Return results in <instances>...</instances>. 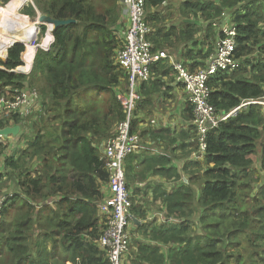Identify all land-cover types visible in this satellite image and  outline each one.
<instances>
[{"label": "trees", "instance_id": "1", "mask_svg": "<svg viewBox=\"0 0 264 264\" xmlns=\"http://www.w3.org/2000/svg\"><path fill=\"white\" fill-rule=\"evenodd\" d=\"M0 2L9 3L5 10L0 7L7 22L20 16L29 27L27 37L12 41L6 33L9 26L0 33V43L7 48L0 53V60H6L13 44H25H15L2 64L5 70H0V99L17 90L34 88L43 78L46 86L41 91L47 100L39 123L26 127L34 136L25 150L9 154L0 143V158H5L0 198L12 195L0 211V264H109L97 243L102 231L98 203L104 197L102 186L108 181L98 146L125 115L116 97L115 105L103 114L98 108L103 102L88 93L110 95L126 77L117 66L119 73L111 72L109 54L120 46L116 32L107 15L98 13L90 0H33L36 8L27 7L23 14L20 10L29 0ZM166 2L149 0L147 8H159ZM186 8L196 16L201 14L207 22L232 12L238 30L235 56L243 61L242 67L209 81L210 103L221 115H228L247 101H262L264 0H190ZM38 11L52 20L75 23L53 31L55 41L50 51H38L31 71L39 24L29 17H37ZM153 20L157 17L148 15V22ZM41 30L44 34L47 27L43 25ZM213 31L208 28L211 36L215 35ZM194 32L191 27L182 38L191 41L197 34ZM52 40L48 29L42 46L48 47ZM212 51L209 48L208 53L201 54L202 60ZM169 66L156 63L154 76L158 72L174 74ZM18 68L31 74L12 73ZM149 83L142 86L147 97L152 96L147 92ZM154 84L152 87L158 88L159 83ZM90 99L95 103L91 110ZM193 116V107L188 103L185 119L191 122ZM13 120L21 124L19 118ZM147 135L155 142L166 139L167 147L176 142L165 130L141 133ZM207 144L205 161L192 163L182 171L189 176L188 183L167 157L144 160L142 178L150 171L166 181L158 187L159 195L166 218L173 221L168 222L169 228L155 233L157 245L141 246L132 264H264V106L242 108L209 132ZM136 159L132 156L127 160V178L137 173ZM6 182L17 189L5 192ZM49 242L64 254L61 262L52 263ZM163 248L167 256L161 253Z\"/></svg>", "mask_w": 264, "mask_h": 264}, {"label": "built area", "instance_id": "2", "mask_svg": "<svg viewBox=\"0 0 264 264\" xmlns=\"http://www.w3.org/2000/svg\"><path fill=\"white\" fill-rule=\"evenodd\" d=\"M32 1L30 2L33 5ZM148 1L120 0L122 26L119 32L124 28V40L115 50L114 59L126 75L127 90L123 96H119L125 119L118 122L112 135L98 146L103 168L108 173V181L103 188L104 197L98 203L102 231L97 243L105 253L109 264H131L133 260L130 253L134 238L132 223L135 217L126 170L128 158L145 152H155L160 157L166 156L157 149L146 147L141 134L134 130L137 110L145 99L142 86L153 79L152 69L156 63L170 59L166 52L154 50L151 41L153 31L148 22ZM1 5L3 4L0 2ZM33 6L35 7V4ZM223 15L225 17L227 12ZM233 19L232 17V20L226 22L212 23V26L219 30L218 42L208 59L207 66L191 71L185 63L173 61L171 64L178 84L186 93L187 103L193 107L194 116L191 126L194 129L195 143L188 160L192 163L205 161L208 150L207 138L211 130L218 128L222 122L236 115L242 108L264 104L262 103L264 99L250 100L232 113L221 115L210 103L209 81L221 73L231 74L241 67L240 61L235 56L238 30ZM5 61L0 60V70H5L2 65ZM44 110V97L36 88L17 90L14 94L0 99V123L7 125V122L14 121L13 118L17 117L21 121L19 126L27 130L26 127L33 124L34 118L41 116ZM152 124L154 125L155 122ZM5 127L0 126V129ZM5 140H7L5 137L0 136V143L7 148L11 145V141L5 142ZM8 153L17 154L16 146H13ZM4 160V157L0 158V177L4 171ZM183 179L187 182L185 177ZM9 196L12 195L7 194L0 199V211Z\"/></svg>", "mask_w": 264, "mask_h": 264}, {"label": "crops", "instance_id": "3", "mask_svg": "<svg viewBox=\"0 0 264 264\" xmlns=\"http://www.w3.org/2000/svg\"><path fill=\"white\" fill-rule=\"evenodd\" d=\"M189 1L190 0H181V10L179 9L177 14L174 11H171L170 0H167V2L162 7H153L149 9L148 15H153L155 16V18L157 17V20H153V22L149 21L153 31L151 38H155L157 40L155 43H153L155 46L154 48L156 49V51L166 52L170 56V59L161 61L163 65L171 66L173 61H179L185 63V65L191 71L192 69H195L194 71H196L199 68L207 66L208 59L214 52L216 44L218 42L219 30L214 28L212 26V23L215 21L226 22L227 20H232V17L234 18V16L232 15V12L227 11V15L225 17H223L224 15H222V19H218L215 21L210 20L209 22H207V20H205V18H203L201 14L196 16L191 10L189 11L186 8V3H188ZM163 12H167V14L163 15ZM191 14L195 18V21H190L189 17ZM186 18L188 21L185 23L184 20H186ZM181 22L183 23L182 25ZM3 23L4 18L0 15V33L3 30ZM199 24L204 26L203 34L198 31V34H195L191 41L182 38L183 33H189L191 27H197ZM210 27H212L214 30L213 33L215 35L213 36H211L208 32V28ZM28 30L29 27L26 20L22 19L20 16H17L14 21L9 24L6 33H8V35L10 36V41H12L13 39H17L20 37H27L29 33ZM200 42L201 44H199ZM9 44L10 42H8V45ZM3 45V43H0V53L2 52V54L7 49H4ZM209 48L213 51L209 55V57L203 61L201 54L208 53ZM202 62H204V65L202 64ZM242 62L243 61L241 60V67ZM152 80L154 81V83H159L158 88L152 87L153 85H155L154 83H152ZM152 80V82L147 84V92L150 94V96H152L147 97L144 94L145 92L143 93L146 99L144 103L145 106H142L143 109L136 113L137 117L135 123H137V128H135L134 130L136 132H139L140 134L143 131L149 130L150 128L145 127L148 124L147 120H149L150 124L155 122V127L150 129L152 132L165 130L167 134H170L172 138L176 139V142H174L171 146L170 144H168V147L170 146L169 148L166 146V139L156 140V143H158V145L153 148L157 149L159 152L165 153L167 158L169 157L168 159L172 160V162L170 163L171 166L173 165L177 167L184 176L186 174L182 171L185 167H190V164H192V162L188 160L190 158V152L194 148L193 144L195 143V138L193 135L194 129L191 126V122L185 119V110L188 106L187 96L183 91L181 85L178 84L174 74L165 75L163 72H158L155 73V76L153 74ZM157 116L162 119L161 124H159L158 119L155 118ZM151 117H153L154 119L150 121ZM7 123L8 124L6 126H16L13 121H9ZM23 131L24 128H21L20 134L18 136H10L6 138L7 140H5V142L19 139L18 137L22 136L21 134ZM7 149V151L9 152L11 148L7 147ZM134 156L137 157L135 163L137 173L133 176L132 182L130 183L132 185L131 190L135 189L133 198L136 199L137 197H140L145 201L144 205L147 210L143 212L136 207H134L133 210V215L135 217V225H133V231L134 237L137 240L135 242L134 239L133 243H135L134 245L137 250L136 254L139 255L142 245H157L159 242L154 239L155 233L169 228L170 224L168 223L167 218H163L164 215H166V207L164 206L163 200L159 195V188H155L154 184L148 183V181L152 182L154 179L158 178V182L161 183V185H165V179L161 176H154L150 174H148L147 179H142V175L140 173L142 168L144 167L145 159L153 157L160 159L166 156L160 157L159 155L155 154V152L138 153ZM259 166L260 163L258 164V160H256V167ZM186 176L188 177L187 182L186 180H183L185 181V183H188L189 176ZM150 204L152 208H150ZM150 221L153 222L150 223ZM161 253L167 256V250L165 248H163Z\"/></svg>", "mask_w": 264, "mask_h": 264}, {"label": "rangeland", "instance_id": "4", "mask_svg": "<svg viewBox=\"0 0 264 264\" xmlns=\"http://www.w3.org/2000/svg\"><path fill=\"white\" fill-rule=\"evenodd\" d=\"M25 1H28V0H25ZM29 1H31V0H29ZM90 2H91V4L95 7V9H96V11L98 12V13H101V14H106L107 15V17H108V19H109V23H110V25H111V28H112V31H115L116 32V36H115V38H116V43H120L122 40H124V28L123 29H121L122 31L121 32H119V28L122 26L121 25V21H120V17H121V5H120V0H90ZM181 0H170V5H171V11H174L176 14H177V12H178V10L180 9L181 10V8H180V5H181ZM3 4V3H2ZM7 4H9V3H7ZM7 4H3V5H1L0 7L2 8V9H4L5 10V6L7 5ZM30 6H33L32 4H31V2L30 3H27L21 10H20V13L21 14H23V10L24 9H26L27 7H30ZM20 7V5H18L17 7H16V9H20L19 8ZM34 7V6H33ZM17 10V11H18ZM149 9L147 8V13L149 14V11H148ZM16 11V12H17ZM41 15H44V14H42V13H40ZM167 14V12H163V15H166ZM0 15L1 16H3V18H4V22H6V24L5 23H3V25H2V28L3 29H5V28H7L8 26H9V24L11 23V22H13L14 21V19L16 18V17H13L12 19H10L8 22H7V19L5 18V16H4V14H1V12H0ZM46 16V15H45ZM29 19H30V21H35V20H33L34 18L33 17H29ZM36 19V18H35ZM189 19H190V21H195V18L193 17V15L191 14L190 15V17H189ZM185 21V23L188 21L187 20V18H186V20H184ZM183 23L181 22V25H182ZM181 25H179V26H181ZM44 26H46V25H44ZM38 27H40V30H38V34H37V39H36V45H38V46H41V47H43L42 46V44H43V41H44V39H45V37H46V35L48 34V30H47V32L46 33H42V30H41V27L42 26H37V28ZM47 27V29H49V26L47 25L46 26ZM203 28H204V26H202L201 24H199L197 27H194L193 26V31H195L196 33L199 31L201 34H203ZM194 32V33H195ZM122 33H123V36H122ZM198 34V33H197ZM152 41V40H151ZM153 43V42H152ZM154 45V44H153ZM115 48H116V46H114ZM155 47V46H154ZM49 48V47H48ZM47 47L46 48H44L43 47V49L42 50H46V49H48ZM40 50V49H39ZM48 52V51H47ZM114 54H115V50H114ZM114 54L113 53H110L109 55L111 56L112 55V57L110 58V63H111V65H112V70H111V72H112V75H116V74H118L119 72L115 69L116 68V66L118 67V65L116 64V62H115V59H114ZM168 54V53H167ZM20 68H22V67H20ZM20 68H18V69H20ZM17 69V73L16 74H24L25 75V73H23V71H22V69H20V70H18ZM118 70L120 71L121 69L118 67ZM122 71V70H121ZM123 72V71H122ZM31 74V73H30ZM30 74H28V75H30ZM37 83L39 84V85H35V87L34 88H36V89H38L37 91L41 94V96L42 97H44V95L42 94V88L43 87H45L46 86V82H45V80L43 79V78H41V79H39L38 81H37ZM33 88V87H32ZM115 91L112 93V94H101V95H99L96 91H93V92H90V93H88V96H91L94 100H97V99H99V100H101L103 103H101V105L98 107L99 108V110H101V112L103 113V114H105V113H107L108 111V107L110 106V105H112V106H114L115 105V97L117 98V100L119 101V96H123V94H125L126 93V90H127V81L124 79L123 80V83L120 85L119 84V86H117L115 89H114ZM8 92L6 93V94H9L10 92H9V90H7ZM6 96V95H5ZM93 99H90V100H87V101H91L92 102V106L89 108L90 110L91 109H93L94 107H95V103H94V100ZM44 100L45 101H47L46 100V98L44 97ZM145 100L146 99H144V101L142 102V104L140 105V107L138 108V110H137V112H139L140 111V109H143L142 108V106H145L144 105V103H145ZM120 102V101H119ZM46 103V102H45ZM262 103H264V102H262ZM121 104V103H120ZM263 106H264V104H262ZM163 109H165V108H163ZM95 110V109H94ZM94 110L92 111V113L94 112ZM137 115V114H136ZM43 116V115H42ZM40 117L41 116H39V117H35L34 118V122L33 123H35V126H36V124H38L39 123V119H40ZM156 119H158V122H159V124H161V122H162V119L159 117V116H157V117H155ZM35 119H37L36 121H35ZM152 119H154L153 117H151V119H150V121L152 120ZM147 120V119H146ZM43 122V121H42ZM46 122V121H45ZM147 126H145L146 128H150V129H152L153 127H155V125H153V124H150L149 123V120H147ZM32 124V123H31ZM30 124V125H31ZM29 125V126H30ZM117 125V124H116ZM116 125H114V127H112L111 128V130H110V132H109V134L112 132L113 133V131H114V129H115V127H116ZM134 128H136V126H134ZM149 129V130H150ZM101 131H104V127L103 128H101L100 129ZM29 130H25L24 129V131L22 132V136H19L18 138L19 139H14V140H11V145L8 147V148H13V146H16V152H20V151H22V150H24L26 147H27V145H28V143H29V138L30 137H32V136H34L33 135V133H30L31 131H29ZM24 133V134H23ZM32 136H31V135ZM108 134V135H109ZM112 135V134H111ZM110 135V136H111ZM24 136V137H23ZM109 137V136H108ZM105 140V139H104ZM142 141H143V144L146 146V147H149V148H153V147H155L156 145H158V143H156L155 141H154V139L152 138V136L151 135H147L146 137H144V136H142ZM101 144V143H100ZM130 158V157H129ZM128 158V159H129ZM127 163V162H126ZM132 167H133V163H132ZM141 173V172H140ZM140 173H139V175H140ZM147 173V175H146V178H142V176H141V178L142 179H147V177H148V174H150V175H152V173L150 172V171H148V172H146ZM183 177H185L186 179H188V177L186 176V175H184ZM128 180H129V182L131 183L132 182V176L131 175H128ZM148 183H152V184H154L155 185V188L156 187H160V186H162L161 185V183H159L158 182V178H156V179H154L152 182H150V181H148ZM131 184L129 185V189H130V192H131V195H132V200H133V203H134V207H136V208H138L139 210H142L143 212H145V211H147L146 210V207H145V205H144V200L142 199V198H140V197H137L136 199L135 198H133V194H134V192H135V189H133V190H131ZM4 187H6L5 189H4V191L5 192H8V193H11V191L12 190H16L17 189V187H16V185L14 184V186L13 187H11V183H8V182H6L5 183V186ZM103 188H104V186H102V190H103ZM160 189V188H159ZM1 199V198H0ZM150 208H152V206H151V204H150ZM163 218H165L166 219V215H164V217ZM169 221H171L170 219H168V222ZM194 221H196V219L194 220ZM153 221H150V223H152ZM133 225H135V223H132V229H133ZM195 227V225H193L192 224V232H194L195 230L193 229ZM197 230H199V228H197ZM59 238V237H58ZM134 239H135V237L133 238V240H132V246H131V255L133 256V260L135 261L136 260V258H137V250H136V247H135V243H133V241H134ZM137 240L135 239V242H136ZM47 247H48V252L50 253V255H51V261H52V263H58V262H61V260L63 259V257H64V254L61 252V250H55V248L53 247V244L52 243H47ZM135 250V251H134ZM55 254V255H54ZM244 254H245V251H244ZM55 256V257H54ZM133 260H132V263H133ZM131 263V264H132ZM229 264H233L234 262L233 261H231V262H228Z\"/></svg>", "mask_w": 264, "mask_h": 264}, {"label": "water", "instance_id": "5", "mask_svg": "<svg viewBox=\"0 0 264 264\" xmlns=\"http://www.w3.org/2000/svg\"><path fill=\"white\" fill-rule=\"evenodd\" d=\"M33 2V1H32ZM33 5H34V2H33ZM36 18V19H35ZM33 20L35 21H32V22H35L39 25L37 26H41V25H48L50 26L49 29L51 30V35L53 37V41L51 43L54 42L55 40V37H54V34H53V31L58 28L59 26H64V25H69V24H72V23H75V20H67V21H60V20H52L50 19L48 16H45V15H41L40 12L38 11V16L35 17ZM38 30H40V27H38ZM51 43L50 45L47 47L48 49H46L45 51H50L51 49ZM15 44H21L23 46H25V44L23 42H19V43H15ZM13 44L9 49H8V52H7V58H6V61L4 63L7 62L8 60V56H9V50L15 45ZM26 48V47H25ZM27 49V48H26ZM25 49V51H26ZM39 49H43V47L41 46H37V51H36V54H35V58H34V62H33V66H32V70L33 71V67H34V63H35V59H36V56H37V53L39 51ZM24 54V53H23ZM23 54L21 56V59L23 61V63L25 62L24 60V57H23ZM20 70V69H18ZM31 71L29 73H25V75L27 74H30ZM18 71L17 70H14L12 71V73L16 74ZM20 130H21V127L19 125H16L14 127L12 126H9V127H5V128H1L0 129V136L1 137H5V138H8L10 136H18L20 134Z\"/></svg>", "mask_w": 264, "mask_h": 264}, {"label": "clouds", "instance_id": "6", "mask_svg": "<svg viewBox=\"0 0 264 264\" xmlns=\"http://www.w3.org/2000/svg\"><path fill=\"white\" fill-rule=\"evenodd\" d=\"M7 127H9V126H7Z\"/></svg>", "mask_w": 264, "mask_h": 264}]
</instances>
